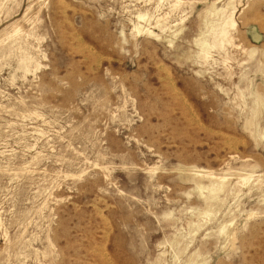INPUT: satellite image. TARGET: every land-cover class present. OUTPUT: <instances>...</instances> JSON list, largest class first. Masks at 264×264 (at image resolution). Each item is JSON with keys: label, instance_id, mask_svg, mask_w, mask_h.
Segmentation results:
<instances>
[{"label": "rangeland", "instance_id": "374dc122", "mask_svg": "<svg viewBox=\"0 0 264 264\" xmlns=\"http://www.w3.org/2000/svg\"><path fill=\"white\" fill-rule=\"evenodd\" d=\"M0 264H264V0H0Z\"/></svg>", "mask_w": 264, "mask_h": 264}, {"label": "bare ground", "instance_id": "6f19581e", "mask_svg": "<svg viewBox=\"0 0 264 264\" xmlns=\"http://www.w3.org/2000/svg\"><path fill=\"white\" fill-rule=\"evenodd\" d=\"M221 12V11H220ZM232 15V14H231ZM230 15V16H231ZM139 18L140 19H143L144 18V16L143 15H140L139 16ZM220 19H222V21L219 23V25H218V27H219V29H217V36H219V37H223L222 39H223V41L225 40V38H227V30L224 28L225 26H224V24L226 23L227 24V22L229 21V20H227L226 21V18L225 17H223V18H220ZM231 21V20H230ZM229 21V22H230ZM228 22V23H229ZM233 22V21H232ZM232 22H230V24H232ZM213 26V25H212ZM230 26V25H229ZM234 26V25H233ZM142 27V26H141ZM227 29H229V28H227ZM148 30V29H147ZM138 31V30H137ZM140 31V30H139ZM142 31V30H141ZM145 32V31H144ZM151 34H153L152 32H150ZM221 39V40H222ZM206 40V39H205ZM227 40V39H226ZM201 44H203V46L206 44V41H203V42H201ZM222 44V43H221ZM214 46L216 45L215 43L213 44ZM200 46V45H199ZM208 45H207V48H206V50H205V52H207L208 51ZM204 52V51H203ZM254 53V51H252V54ZM204 55V54H203ZM204 56H206V55H204ZM208 58V57H207ZM243 94V93H242ZM257 104H258V107H261L262 106V104H263V102H262V100L261 99H257ZM203 175H206V173H204ZM248 175V174H247ZM207 176V175H206ZM203 178L205 177V176H202ZM207 177H209V179H211V180H216V181H218L217 183H211V185L209 186L210 187V194L208 195V197H206V200H207V204L208 205H210L211 204V202L216 198V196H217V194L218 193H222V192H224L225 191V188H226V186H227V184L225 183V181H226V179L225 178H213V176H212V174L211 175H209V176H207ZM227 182V181H226ZM246 182H248V180L246 181ZM197 187L198 188H200L201 187V183L199 182V183H197ZM210 206H213L212 204L210 205ZM210 210H211V208H209V210L207 211V212H205L206 214L208 213V214H210Z\"/></svg>", "mask_w": 264, "mask_h": 264}]
</instances>
